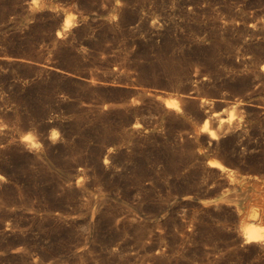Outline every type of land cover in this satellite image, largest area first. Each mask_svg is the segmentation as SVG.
<instances>
[{"label": "rangeland", "instance_id": "obj_1", "mask_svg": "<svg viewBox=\"0 0 264 264\" xmlns=\"http://www.w3.org/2000/svg\"><path fill=\"white\" fill-rule=\"evenodd\" d=\"M260 204L264 0H0V264H264Z\"/></svg>", "mask_w": 264, "mask_h": 264}, {"label": "bare ground", "instance_id": "obj_2", "mask_svg": "<svg viewBox=\"0 0 264 264\" xmlns=\"http://www.w3.org/2000/svg\"><path fill=\"white\" fill-rule=\"evenodd\" d=\"M64 25L66 28H69L70 22L66 21ZM209 166L227 171L231 177L235 174L234 171L227 169L221 162L216 160L210 161ZM231 180L230 181L233 183V179ZM241 232L245 243H254L260 244L262 247L264 246V205L260 204V206L252 207L250 211H248V216L242 225Z\"/></svg>", "mask_w": 264, "mask_h": 264}]
</instances>
